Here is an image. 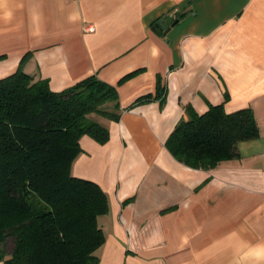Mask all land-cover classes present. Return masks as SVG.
Returning a JSON list of instances; mask_svg holds the SVG:
<instances>
[{
	"label": "crops",
	"instance_id": "1",
	"mask_svg": "<svg viewBox=\"0 0 264 264\" xmlns=\"http://www.w3.org/2000/svg\"><path fill=\"white\" fill-rule=\"evenodd\" d=\"M17 69L116 88L117 120L88 115L107 140L82 135L71 169L108 198L97 264H264V0H0V78ZM219 104L250 107L258 136L211 168L176 159V124Z\"/></svg>",
	"mask_w": 264,
	"mask_h": 264
},
{
	"label": "trees",
	"instance_id": "2",
	"mask_svg": "<svg viewBox=\"0 0 264 264\" xmlns=\"http://www.w3.org/2000/svg\"><path fill=\"white\" fill-rule=\"evenodd\" d=\"M117 107L116 88L95 75L59 91L21 69L0 78L3 264L98 263L95 251L105 241L98 217L108 211V198L99 184L71 169L82 135L98 142L108 138V129L88 115L117 120ZM258 134L250 107L225 112L219 104L181 119L165 145L176 159L207 169L233 156L239 141Z\"/></svg>",
	"mask_w": 264,
	"mask_h": 264
},
{
	"label": "rangeland",
	"instance_id": "3",
	"mask_svg": "<svg viewBox=\"0 0 264 264\" xmlns=\"http://www.w3.org/2000/svg\"><path fill=\"white\" fill-rule=\"evenodd\" d=\"M4 247H5V250L7 253L10 252V250L12 248L11 238H7Z\"/></svg>",
	"mask_w": 264,
	"mask_h": 264
},
{
	"label": "water",
	"instance_id": "4",
	"mask_svg": "<svg viewBox=\"0 0 264 264\" xmlns=\"http://www.w3.org/2000/svg\"><path fill=\"white\" fill-rule=\"evenodd\" d=\"M176 22H177V19H176L172 24H174V23H176ZM155 26L157 27V31H158V32H161V31H162L161 27H159L158 24H156Z\"/></svg>",
	"mask_w": 264,
	"mask_h": 264
}]
</instances>
